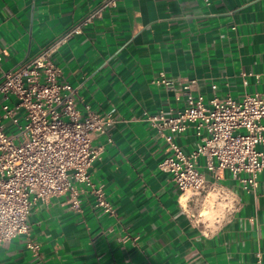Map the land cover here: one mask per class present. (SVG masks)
<instances>
[{
	"label": "crops",
	"instance_id": "0c3cea01",
	"mask_svg": "<svg viewBox=\"0 0 264 264\" xmlns=\"http://www.w3.org/2000/svg\"><path fill=\"white\" fill-rule=\"evenodd\" d=\"M103 1L0 0V81ZM52 60L81 108L117 118L113 142H95L101 154L90 169L117 216L96 208L89 193L79 211L65 196L39 200L30 236L1 245V264H259L258 251L264 264V172L255 193L224 173L236 206H206L205 231L191 218L203 207L188 209L159 170L169 152L144 116L182 109L189 79L206 99L264 93V0H118ZM161 71L167 86L152 82ZM198 140L193 127L178 138L185 152Z\"/></svg>",
	"mask_w": 264,
	"mask_h": 264
},
{
	"label": "built area",
	"instance_id": "2783aa9c",
	"mask_svg": "<svg viewBox=\"0 0 264 264\" xmlns=\"http://www.w3.org/2000/svg\"><path fill=\"white\" fill-rule=\"evenodd\" d=\"M118 0H104L79 22L57 36L39 54L18 68L5 71L0 81V246L15 237L31 234L29 217L39 201L65 196L73 210L81 209V196L89 193L94 206L109 217L117 209L105 190L96 186L90 169L101 154L95 142L112 143L117 123L112 113H100L90 105L81 108L76 89L63 81V71L53 55L75 35L101 18ZM3 55L0 54V62ZM169 85L161 71L152 81ZM196 79L182 83L184 107L174 114L145 113L146 120L165 141L169 155L159 164L170 175L194 223L208 231V205L224 200L236 206L233 191L223 185L229 173L243 191L255 193L264 172V93L206 99L195 92ZM215 89L216 86H213ZM193 127L195 148L185 152L178 138ZM18 131V132H15ZM204 163L201 164V159ZM205 207V208H204ZM37 251L38 246L29 244ZM258 263L262 254L257 252ZM1 264V263H0Z\"/></svg>",
	"mask_w": 264,
	"mask_h": 264
},
{
	"label": "bare ground",
	"instance_id": "6f19581e",
	"mask_svg": "<svg viewBox=\"0 0 264 264\" xmlns=\"http://www.w3.org/2000/svg\"><path fill=\"white\" fill-rule=\"evenodd\" d=\"M182 201H183L184 204H186V201H187V195H183V196H182Z\"/></svg>",
	"mask_w": 264,
	"mask_h": 264
},
{
	"label": "rangeland",
	"instance_id": "374dc122",
	"mask_svg": "<svg viewBox=\"0 0 264 264\" xmlns=\"http://www.w3.org/2000/svg\"><path fill=\"white\" fill-rule=\"evenodd\" d=\"M15 132H18V131H15ZM205 219L208 220V216H206Z\"/></svg>",
	"mask_w": 264,
	"mask_h": 264
}]
</instances>
